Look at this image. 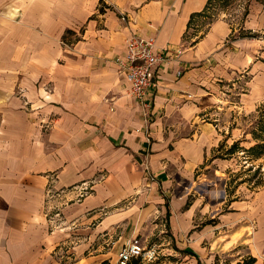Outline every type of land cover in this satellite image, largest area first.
Returning <instances> with one entry per match:
<instances>
[{
	"label": "crops",
	"instance_id": "crops-1",
	"mask_svg": "<svg viewBox=\"0 0 264 264\" xmlns=\"http://www.w3.org/2000/svg\"><path fill=\"white\" fill-rule=\"evenodd\" d=\"M208 2L0 0V264L51 263L48 187L65 191L61 214L88 238L102 210L95 230L122 226L131 238L164 233L165 222L180 250H236L231 264L245 253L264 264V192L213 210L196 193L197 167L239 141L215 126L221 83L262 68L260 43L233 37L225 19L194 28ZM247 15L246 28H264L263 4ZM132 33L171 57L155 69L148 127L116 62Z\"/></svg>",
	"mask_w": 264,
	"mask_h": 264
},
{
	"label": "rangeland",
	"instance_id": "rangeland-1",
	"mask_svg": "<svg viewBox=\"0 0 264 264\" xmlns=\"http://www.w3.org/2000/svg\"><path fill=\"white\" fill-rule=\"evenodd\" d=\"M252 1L254 0H213L204 18L199 19L194 26L195 29L203 31L213 20L225 19L231 27L233 37H247L252 40L251 43L261 45L257 46L259 50L255 52L254 60L260 63L262 68L255 70L253 75L242 69L240 74L236 75L239 77L236 82L231 79L230 82L221 83L223 100L212 106L215 111V126L221 130L229 128V133L233 129V135L239 141L228 143L227 150L222 148L217 153L220 159L212 163L211 155L209 160L204 162L207 167L201 165L194 173L200 177L196 193L201 194V199L209 210L219 206L221 201L242 200L258 189L264 192V28L251 30L245 27ZM256 1L264 5V0ZM48 188L44 207L48 221L47 230L58 235L50 253V264H121L119 253L128 246L132 238H138L144 250L140 256L132 257L125 264H229V257L232 261L236 258V250L221 252L218 249L214 255H208L211 258L201 252L202 256L199 258L193 249L187 247L186 249L197 254L198 259L186 254L185 249L180 250L175 246L174 237L167 232L165 222L160 225L164 233L156 231L153 235H137L131 238L121 236L122 226L115 228L111 234L108 229L95 230L100 217L105 214L102 210H98L96 218L87 225L93 233L88 238V234L82 232L85 227L80 220L67 222L61 214L63 200L60 198L65 191ZM225 209L223 205V210ZM225 229L220 228L222 232ZM252 231L251 229L250 232ZM211 234L214 237L217 232ZM204 241L201 243L204 248H200V251L209 246L207 240ZM166 247L169 249L165 250ZM239 250L242 253V249ZM245 255L246 253L242 254V257ZM90 259L93 263H90Z\"/></svg>",
	"mask_w": 264,
	"mask_h": 264
},
{
	"label": "built area",
	"instance_id": "built-area-1",
	"mask_svg": "<svg viewBox=\"0 0 264 264\" xmlns=\"http://www.w3.org/2000/svg\"><path fill=\"white\" fill-rule=\"evenodd\" d=\"M119 18L123 22L126 16L120 13ZM126 52L123 57L116 59L121 67V73L129 82L128 94L135 99L140 109L142 121L146 127L149 126L151 110L148 101L150 88L156 85V67L171 60L166 50L155 47V37L152 35L141 36L132 33L125 44ZM48 91V89H46ZM145 173L150 177V170L144 167ZM87 191L83 188L79 193L82 196ZM139 239L132 238L128 246L119 253V263L125 264L132 257L137 258L143 252ZM153 254V252H151Z\"/></svg>",
	"mask_w": 264,
	"mask_h": 264
},
{
	"label": "trees",
	"instance_id": "trees-1",
	"mask_svg": "<svg viewBox=\"0 0 264 264\" xmlns=\"http://www.w3.org/2000/svg\"><path fill=\"white\" fill-rule=\"evenodd\" d=\"M212 1L213 0H209L208 5L204 9V11L194 14V16H204L205 12L208 10ZM184 251L186 254H189L190 256H193V257L198 259L197 254L193 250L185 249ZM198 262L201 263L200 261H198ZM256 262H257V260L252 255L246 254L245 256L241 257L239 259V261H237L235 264H257Z\"/></svg>",
	"mask_w": 264,
	"mask_h": 264
}]
</instances>
